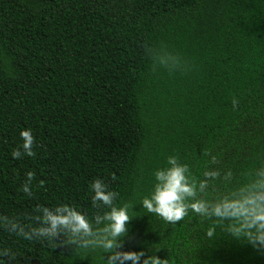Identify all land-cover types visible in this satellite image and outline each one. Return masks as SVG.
Here are the masks:
<instances>
[{
  "label": "trees",
  "instance_id": "trees-1",
  "mask_svg": "<svg viewBox=\"0 0 264 264\" xmlns=\"http://www.w3.org/2000/svg\"><path fill=\"white\" fill-rule=\"evenodd\" d=\"M29 128L34 155L13 158ZM169 156L196 183L187 202L218 214L170 223L141 206ZM96 178L130 205L116 250L143 252L137 264H264L248 241L264 182V0H0V223L35 227L38 205L61 203L93 221L107 210L92 205ZM63 240L0 229V264H106L103 248Z\"/></svg>",
  "mask_w": 264,
  "mask_h": 264
},
{
  "label": "clouds",
  "instance_id": "clouds-1",
  "mask_svg": "<svg viewBox=\"0 0 264 264\" xmlns=\"http://www.w3.org/2000/svg\"><path fill=\"white\" fill-rule=\"evenodd\" d=\"M232 103L235 107L237 101L234 99ZM20 137L22 143L11 151V156L16 159L21 158L22 154L33 156L32 145L35 138L32 129H21ZM33 175L31 171L26 173L28 182L22 187V191L29 196L31 195L29 185ZM217 176L218 172L215 170L205 171V179L199 182V190L203 191L207 187L208 180ZM154 178L152 191L140 202L148 212L155 213L170 223L180 221L189 208L201 215L218 214L215 206H210L203 200L187 202L189 198L195 196L196 183L190 177L188 166L180 163L175 156L167 158V166L155 170ZM89 188L93 193L92 205L107 208L102 214L96 215L93 221L77 208L61 203L51 208L38 205L36 211L39 215L35 217L38 224L35 227L21 225L15 221L9 222L4 218L0 223V229H6L27 240L57 242V238L63 236V243L82 248H103L109 253L106 264H117V262L124 264L125 261L137 264L144 255L143 252L116 250L121 247L122 238L128 231V222L132 219L129 216L130 205L125 203L123 206H116L113 201L117 193L108 190V186L99 178L91 181ZM253 189L248 241L264 247V182H258ZM208 234L211 235V231ZM0 256H10V253L3 250L0 251ZM143 264H167V261L149 256L143 260Z\"/></svg>",
  "mask_w": 264,
  "mask_h": 264
}]
</instances>
